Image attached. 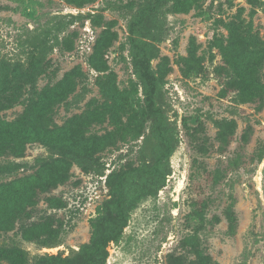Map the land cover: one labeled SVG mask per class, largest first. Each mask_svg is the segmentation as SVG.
Instances as JSON below:
<instances>
[{
    "label": "rangeland",
    "instance_id": "obj_1",
    "mask_svg": "<svg viewBox=\"0 0 264 264\" xmlns=\"http://www.w3.org/2000/svg\"><path fill=\"white\" fill-rule=\"evenodd\" d=\"M237 26L264 44V0H0V75L34 54L42 68L0 119H22L32 97L79 67L75 89L52 106L46 125L104 112L85 135L116 137L92 155L64 156L65 148L38 140L20 154L0 152V186L69 162L55 187H34L36 202L26 208L33 211L0 223V249H20L32 262L38 254L71 256L97 223L114 221L121 198L128 222L123 238L109 242L104 264H264V90L244 101L229 85L233 69L221 46ZM105 36L100 68L90 59ZM153 45L156 106L172 142L156 179L142 171L162 143L144 106L136 57ZM259 75L264 84V62ZM113 92L129 103L120 133Z\"/></svg>",
    "mask_w": 264,
    "mask_h": 264
},
{
    "label": "trees",
    "instance_id": "obj_2",
    "mask_svg": "<svg viewBox=\"0 0 264 264\" xmlns=\"http://www.w3.org/2000/svg\"><path fill=\"white\" fill-rule=\"evenodd\" d=\"M183 2L184 4H191L192 0H183ZM232 26L235 24L232 23L230 28ZM232 34H234V38L230 40L228 45L221 46L228 67L233 69V76L229 85L238 90L242 100H254L264 90V84L261 83L259 75L264 62V44L247 27L237 26L236 30L232 29ZM108 37L105 36L99 42L100 46L91 56V63L96 67L102 68L104 66L103 50L108 45ZM141 44L143 43L138 45ZM157 50L154 45L149 50L141 47L140 54L136 56L142 76L145 95L144 106L150 116L156 117L157 126L154 127V131L158 133L162 143L161 151L150 162L149 168L142 170L148 174L149 178L153 179H156L159 166L169 154L172 145L171 139L168 137L169 127L163 121L156 106L157 77L150 70V59L157 54ZM28 60L27 65L19 63L12 69L2 71L0 75V109H6L16 103L22 96L26 83L35 85L38 73L42 69L41 58L34 54ZM81 75L80 68L76 67L67 73L58 84L45 88L37 98L32 97L22 119L15 122L0 119V152L13 151L20 154L26 143L38 140L46 145L65 148L64 156L69 155L70 152L75 155H92L96 150L104 148L107 142L115 141L114 134L103 137L85 135V130L91 124V120L98 121V119L103 118L104 112L92 111L90 118L87 116L76 117L64 127L51 129L46 125V117L53 111L52 106L64 100L75 89L76 79ZM15 81L19 82L15 83ZM113 103L111 116L117 126L116 131L120 133L123 126L122 117L128 114L129 103L119 92H113ZM222 135L226 141L225 134L222 133ZM68 168L69 162L65 159H59L55 163L44 165L39 171V176L30 178L34 181L32 183L28 182L30 179H27L26 181L1 185L0 223H11L15 217L22 216L26 212L24 217L33 211H27L26 208L36 202L33 198L36 195V192L34 194V187L38 185L43 190L55 187L58 180L65 179L60 172ZM51 200L57 206L63 203L61 199L56 197ZM115 201L114 213H116V218L114 221L97 223L91 241L82 245L73 255L63 257L61 255L38 254L34 256L35 260L32 262L28 254L20 249H0V260L7 259L10 264H104L109 242H119L123 238L124 228L128 222V214L122 199L118 198ZM56 232L53 230L48 239H54ZM45 244L50 245L51 242L46 240Z\"/></svg>",
    "mask_w": 264,
    "mask_h": 264
}]
</instances>
